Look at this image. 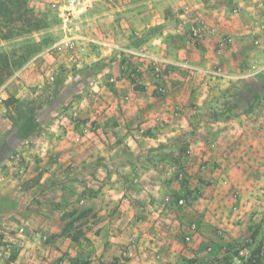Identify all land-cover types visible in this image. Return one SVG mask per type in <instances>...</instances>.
Returning a JSON list of instances; mask_svg holds the SVG:
<instances>
[{"label": "crops", "instance_id": "1", "mask_svg": "<svg viewBox=\"0 0 264 264\" xmlns=\"http://www.w3.org/2000/svg\"><path fill=\"white\" fill-rule=\"evenodd\" d=\"M224 1L194 27L202 32L200 46L178 45L164 59L175 66L152 71L134 56L129 69L116 59L75 97L68 115L56 113L27 136L13 135L18 151L11 159L24 166L15 182L0 181V264H62L69 253L121 255L144 226L138 221L155 216L149 201L184 188L176 185L180 174L193 187L198 178L224 177L247 194L264 191V12L257 16V0ZM138 65L139 86L128 75ZM218 68L223 75H215ZM241 82L261 86V96L249 91L245 105L226 101ZM6 139L0 138V162ZM203 206L196 200L189 215L208 217ZM97 208L108 214L94 229H112L105 251L104 231L90 230L96 244L87 247L68 230L71 221L87 227L90 216L79 221L76 214ZM14 231L23 235L22 246Z\"/></svg>", "mask_w": 264, "mask_h": 264}, {"label": "rangeland", "instance_id": "2", "mask_svg": "<svg viewBox=\"0 0 264 264\" xmlns=\"http://www.w3.org/2000/svg\"><path fill=\"white\" fill-rule=\"evenodd\" d=\"M3 1L13 11L7 18L0 17L4 24H37L31 32L22 30L20 35L0 40V54L8 57L7 63L14 69L0 86V138L9 137L1 150L5 156L0 162V181L6 182H15L24 166L20 160L11 159L18 151L12 146L16 132L27 136L35 123L42 127L52 115L66 113L75 97L91 87L95 75L116 59L129 69L134 56L148 61L152 71L175 66L164 59L174 55L178 45L191 42L200 46L202 32L194 27L201 25V15L226 5L224 0ZM257 4V16H263L264 0H257ZM192 15L198 18L191 19ZM140 67L128 74L138 86ZM259 73H264L263 69ZM230 91L232 95L226 101L245 105L249 91L261 94L263 89L258 84L241 82ZM217 182L220 191L202 189ZM217 182L213 177L198 178L193 187L192 181L180 174L176 185L184 188L176 186V193L163 195L152 204L149 201L155 216L147 224L138 221L145 227L132 234L121 255L108 258L102 253L91 258V254L68 252L62 264H264V191L247 194L238 183L224 177ZM196 200L211 211L208 217L203 213L196 218L189 215V207ZM100 208L94 213L80 210L77 219L90 216L89 224L85 227L71 221L68 230L78 245L87 247L96 244L88 234L90 230L104 231L105 251L112 246V229H94L95 220L108 214L100 213ZM18 230L23 233L25 227ZM19 233L16 238L21 244L23 235Z\"/></svg>", "mask_w": 264, "mask_h": 264}, {"label": "trees", "instance_id": "3", "mask_svg": "<svg viewBox=\"0 0 264 264\" xmlns=\"http://www.w3.org/2000/svg\"><path fill=\"white\" fill-rule=\"evenodd\" d=\"M12 8H10L8 5H6L5 1L0 0V17L1 18H7L8 15L12 14ZM4 24L2 20H0V40L3 39H10L16 35L22 34L21 31L31 32L34 29H37V24L34 25V23H27L22 26H13L9 25V23ZM8 62V57L5 54H0V86L13 74L14 69L10 66ZM262 88V87H261ZM257 98L260 95H256Z\"/></svg>", "mask_w": 264, "mask_h": 264}, {"label": "built area", "instance_id": "4", "mask_svg": "<svg viewBox=\"0 0 264 264\" xmlns=\"http://www.w3.org/2000/svg\"><path fill=\"white\" fill-rule=\"evenodd\" d=\"M215 75H219V76L223 75V73L221 72V69H219V68L216 69V70H215ZM75 140H76V141H79V140H80V136H76V137H75Z\"/></svg>", "mask_w": 264, "mask_h": 264}]
</instances>
